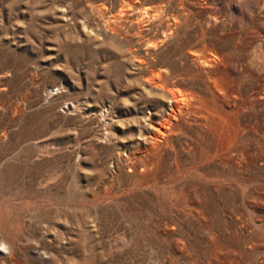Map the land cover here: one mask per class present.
<instances>
[{
  "label": "rangeland",
  "instance_id": "1",
  "mask_svg": "<svg viewBox=\"0 0 264 264\" xmlns=\"http://www.w3.org/2000/svg\"><path fill=\"white\" fill-rule=\"evenodd\" d=\"M0 264H264V0H0Z\"/></svg>",
  "mask_w": 264,
  "mask_h": 264
},
{
  "label": "bare ground",
  "instance_id": "2",
  "mask_svg": "<svg viewBox=\"0 0 264 264\" xmlns=\"http://www.w3.org/2000/svg\"><path fill=\"white\" fill-rule=\"evenodd\" d=\"M159 88H158V90H160L161 92H165V90H164V87H163V85H160V86H158ZM171 92V91H170ZM169 94V93H168ZM179 94H181L180 93V91H178V92H172V93H170L169 95H171V98H172V102H173V104L175 103V104H177V107H178V103H180L179 102V100H178V96H179Z\"/></svg>",
  "mask_w": 264,
  "mask_h": 264
}]
</instances>
